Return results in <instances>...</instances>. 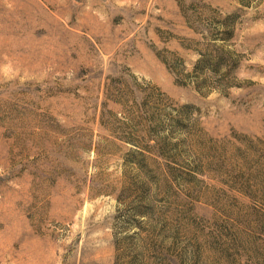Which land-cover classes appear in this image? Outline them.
<instances>
[{"label": "rangeland", "instance_id": "obj_1", "mask_svg": "<svg viewBox=\"0 0 264 264\" xmlns=\"http://www.w3.org/2000/svg\"><path fill=\"white\" fill-rule=\"evenodd\" d=\"M0 264H264V0H0Z\"/></svg>", "mask_w": 264, "mask_h": 264}, {"label": "bare ground", "instance_id": "obj_2", "mask_svg": "<svg viewBox=\"0 0 264 264\" xmlns=\"http://www.w3.org/2000/svg\"><path fill=\"white\" fill-rule=\"evenodd\" d=\"M2 208H3V207H2ZM2 208H1V209H2Z\"/></svg>", "mask_w": 264, "mask_h": 264}]
</instances>
